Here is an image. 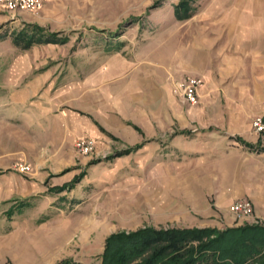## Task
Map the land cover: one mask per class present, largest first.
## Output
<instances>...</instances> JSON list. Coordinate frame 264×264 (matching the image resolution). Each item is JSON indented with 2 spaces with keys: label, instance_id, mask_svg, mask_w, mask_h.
I'll list each match as a JSON object with an SVG mask.
<instances>
[{
  "label": "crops",
  "instance_id": "1",
  "mask_svg": "<svg viewBox=\"0 0 264 264\" xmlns=\"http://www.w3.org/2000/svg\"><path fill=\"white\" fill-rule=\"evenodd\" d=\"M39 10L13 14L0 6V84L8 116L54 146L60 167L71 165L76 141L114 140L147 155L151 173L164 171L165 207L179 209L187 228L228 219L235 201L248 200L264 219V153L250 128L264 109L263 11L202 9L161 32L171 41L165 52L146 42L127 57L107 50L98 65L82 66L76 55H42L67 41L23 51L12 43L20 24L41 27ZM201 14L212 24L192 34L186 23ZM188 79L200 82L193 105L181 97ZM160 146L168 147L164 168L156 164Z\"/></svg>",
  "mask_w": 264,
  "mask_h": 264
},
{
  "label": "rangeland",
  "instance_id": "2",
  "mask_svg": "<svg viewBox=\"0 0 264 264\" xmlns=\"http://www.w3.org/2000/svg\"><path fill=\"white\" fill-rule=\"evenodd\" d=\"M155 1L46 0L37 13L44 18L40 19L41 27L61 32L68 40L42 55H76L83 66L86 60L94 65L101 63L109 46L116 42H121L119 52L126 57L146 42L149 48L161 44L165 52L171 41H162L161 32L176 24L172 6L178 0H162L158 9L146 13ZM191 5L195 14L207 8H234L248 9L252 15L263 11L264 15V0H195ZM2 8L13 14L26 12ZM203 14L201 21L195 16L191 23H186L194 28L192 34L212 24L207 22L211 17ZM23 26L24 23L19 27ZM16 30L11 35L17 34ZM6 94L8 89L0 84V264H98L104 239L112 233L145 226L187 228L179 209L165 207L164 171L151 173L150 165L154 162L150 164L147 155H135L131 149L110 140L96 144L86 156L73 148L71 165L60 167L59 162L64 160L54 152V146L44 145L35 131L22 129L19 121L8 116ZM117 135L122 138L125 134L121 131ZM164 148L168 147L158 149V168L165 164ZM178 157L174 155L173 162ZM21 165L28 167L27 173L16 171ZM171 193L182 198L184 195ZM168 201L169 205L176 203ZM228 217L189 228L264 226V219L254 217L253 212L244 219L230 213Z\"/></svg>",
  "mask_w": 264,
  "mask_h": 264
},
{
  "label": "trees",
  "instance_id": "3",
  "mask_svg": "<svg viewBox=\"0 0 264 264\" xmlns=\"http://www.w3.org/2000/svg\"><path fill=\"white\" fill-rule=\"evenodd\" d=\"M161 1L153 2L146 13L158 9ZM193 1L178 0L173 4V18L189 19L195 13ZM67 40L61 32L26 24L13 36L12 43L23 51L32 45L63 44ZM120 45L116 42L108 49L118 50ZM98 264H264V226L243 224L222 230L145 226L116 232L104 239Z\"/></svg>",
  "mask_w": 264,
  "mask_h": 264
},
{
  "label": "built area",
  "instance_id": "4",
  "mask_svg": "<svg viewBox=\"0 0 264 264\" xmlns=\"http://www.w3.org/2000/svg\"><path fill=\"white\" fill-rule=\"evenodd\" d=\"M45 1L46 0H0V5L8 11L20 9L26 12H35L40 9ZM199 84L200 82L196 79H188L180 86L181 97L184 102L190 105L196 103V91ZM250 128L257 140L258 147L260 150L264 151V109L261 114L255 116L251 120ZM94 146L95 144L92 140L82 139L76 141L73 147L79 155L86 156L93 152ZM16 171L25 174L28 171V167L21 165L16 168ZM228 213L237 219L248 218L252 213L251 204L248 200L235 201L228 207Z\"/></svg>",
  "mask_w": 264,
  "mask_h": 264
}]
</instances>
